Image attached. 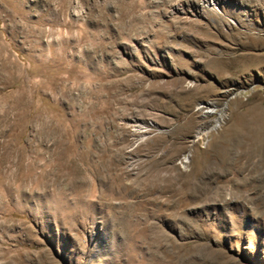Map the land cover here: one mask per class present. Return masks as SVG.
<instances>
[{
    "label": "rangeland",
    "instance_id": "obj_1",
    "mask_svg": "<svg viewBox=\"0 0 264 264\" xmlns=\"http://www.w3.org/2000/svg\"><path fill=\"white\" fill-rule=\"evenodd\" d=\"M260 152L264 0H0V264H264Z\"/></svg>",
    "mask_w": 264,
    "mask_h": 264
},
{
    "label": "bare ground",
    "instance_id": "obj_2",
    "mask_svg": "<svg viewBox=\"0 0 264 264\" xmlns=\"http://www.w3.org/2000/svg\"><path fill=\"white\" fill-rule=\"evenodd\" d=\"M203 108H205L203 105H199L197 107V110L201 111V109H203ZM208 113H211V111H209ZM216 126H218V125H214V127H216ZM210 130H212V129H201V131H199L197 133L196 137L199 139H203L204 137L207 136V134L210 132ZM239 157H240V160L242 162V163L240 162L241 165L243 164L244 166L250 164L254 168V167H257L259 165H264V152H260V153H256V154H252V153L242 154L241 153ZM255 159H257V160H255ZM184 162H186V161H184Z\"/></svg>",
    "mask_w": 264,
    "mask_h": 264
}]
</instances>
